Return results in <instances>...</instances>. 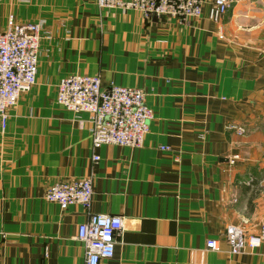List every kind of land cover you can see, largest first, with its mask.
<instances>
[{"label": "crops", "instance_id": "crops-1", "mask_svg": "<svg viewBox=\"0 0 264 264\" xmlns=\"http://www.w3.org/2000/svg\"><path fill=\"white\" fill-rule=\"evenodd\" d=\"M205 1L200 18L156 20L96 0L0 2V33L11 14L42 26L37 83L0 118V264H86L77 233L93 213L125 220L100 264H264V243L232 254L225 237L264 221V0H232L217 23ZM70 74L144 91L142 147H93L91 115L56 102ZM89 176V209L45 199Z\"/></svg>", "mask_w": 264, "mask_h": 264}, {"label": "built area", "instance_id": "built-area-1", "mask_svg": "<svg viewBox=\"0 0 264 264\" xmlns=\"http://www.w3.org/2000/svg\"><path fill=\"white\" fill-rule=\"evenodd\" d=\"M2 0H0L1 2ZM205 0H96L101 9L135 11L150 20L167 15L179 19L200 18ZM232 0H212L208 18L219 22L227 13ZM42 26L37 22L19 23L9 15L5 30L0 33V118L3 127L8 110L14 107L23 92L37 83ZM56 102L73 112H87L92 121V145L142 147L153 118L146 105L142 89L111 83L105 87L99 75L70 74L57 85ZM161 150L171 151L168 146ZM95 155L94 160H99ZM234 162V159L232 160ZM94 194L91 176L60 181L46 193L48 202L60 207L81 205L89 209ZM124 217L116 214L93 213L78 226L77 239L83 245L86 264H100L102 258L114 254L116 237L123 231ZM225 237L232 254H240L246 247L264 243V221L259 236L247 239L240 225H228ZM208 249L216 250L218 240L210 239Z\"/></svg>", "mask_w": 264, "mask_h": 264}, {"label": "water", "instance_id": "water-1", "mask_svg": "<svg viewBox=\"0 0 264 264\" xmlns=\"http://www.w3.org/2000/svg\"><path fill=\"white\" fill-rule=\"evenodd\" d=\"M152 18H153V20H156V19H157V16L154 14V15L152 16Z\"/></svg>", "mask_w": 264, "mask_h": 264}]
</instances>
